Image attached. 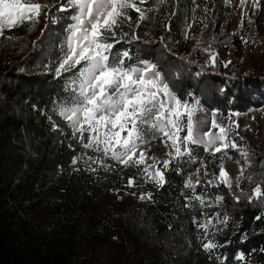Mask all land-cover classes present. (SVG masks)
Returning a JSON list of instances; mask_svg holds the SVG:
<instances>
[{"label": "trees", "instance_id": "1", "mask_svg": "<svg viewBox=\"0 0 264 264\" xmlns=\"http://www.w3.org/2000/svg\"><path fill=\"white\" fill-rule=\"evenodd\" d=\"M143 7L148 18L138 21L133 11L132 27L123 29L139 39L117 45L130 49V63L158 65L178 97L219 109L225 125L230 112L264 105V28L258 13L233 28L223 0H149ZM68 15L46 29L41 17L31 31L26 25L0 37V264H220L217 257L226 258L224 264H264V200L248 199L258 184L264 186V152H247L246 163L234 151L245 171L232 187L214 179L220 154L200 146H192L194 161L185 156L172 162L163 187L111 159L104 161L108 170L89 171L82 161L74 170L72 158L83 150L65 123L49 117L57 115L56 102L66 96L71 77L55 72ZM189 23L193 31L185 39ZM258 41L259 56L246 59L244 44ZM209 44L218 53L214 67L202 51ZM223 50L235 58L222 59ZM147 139L153 140L150 132ZM166 153L155 157L166 159ZM129 177L136 180L132 187ZM189 180L194 189L185 187ZM149 193L151 199H139ZM193 194L202 195L205 205L192 201L185 207L186 196ZM216 197L222 198L219 203ZM227 214L230 219L218 226ZM193 217L200 223L212 219L203 242L219 247L204 250L203 230ZM241 253L244 259H236Z\"/></svg>", "mask_w": 264, "mask_h": 264}, {"label": "snow or ice", "instance_id": "2", "mask_svg": "<svg viewBox=\"0 0 264 264\" xmlns=\"http://www.w3.org/2000/svg\"><path fill=\"white\" fill-rule=\"evenodd\" d=\"M148 2L149 0H55L54 4L45 5L39 0H0V37H4L6 30L26 25L31 31L40 23L41 17L44 18L46 29L50 24L60 23L65 14L70 13L67 19L71 23L63 30L55 72L58 77L65 73H71V77L65 84L66 96L58 99L54 111L71 129L73 139L83 150L80 155L72 158L74 170H79L75 166L81 161L89 171L95 172L98 167L108 170L104 161L111 159L124 167L137 168L148 181L163 187L166 183L165 172L172 162L185 156L194 161L192 146H200L213 156L220 154L219 173L214 179L231 187L232 180L224 168L223 159L228 156V150L232 149L238 151L248 163V153L230 138L233 127L218 119L219 109L211 110L209 117L198 100L189 103L174 93L158 65L148 60L130 63L133 59L130 49L117 48V45L139 39L135 32H125L123 29L125 24L132 27L133 11L137 14L138 21L148 18L143 7ZM157 2L161 3L163 0ZM228 2L229 0H225V3ZM245 3L246 0H241V6ZM136 26L139 27V24ZM192 26L191 23L186 25L185 39L189 38L188 32ZM7 39L15 38L10 36ZM200 43L201 41H197L198 45ZM210 49L211 44L202 51L208 57L206 64L214 67L218 53ZM230 63L224 62V66L227 67ZM199 113L205 115L200 117ZM233 114L238 115L230 112V115ZM205 126H208V130L202 131ZM235 127L238 128L239 125L236 124ZM58 128L59 125L53 124L54 130ZM149 132L153 139L159 135L166 147L170 142L172 150L165 154L166 159L152 157L142 147L148 142ZM90 152L93 154L90 155ZM244 171L241 167L236 177L237 185L243 178ZM199 172L200 169H197V174ZM204 175H208L207 171ZM213 183L214 180L208 181L209 185ZM135 184V178L129 177L127 186ZM196 184H199L198 176ZM185 187L194 189L190 180ZM262 188V185L256 186L248 197L249 202L264 200ZM151 198L150 193L139 196L140 200ZM221 199L216 197V202L219 203ZM186 200L188 203L185 207L193 206L192 201L205 205L203 196L199 194L186 196ZM261 218L256 217L257 220ZM193 223L203 230V242L212 219L200 223L193 217ZM224 223H227V218ZM219 246L212 240L203 242L205 251ZM217 259L220 264H224L226 258ZM236 259L243 260V254H238Z\"/></svg>", "mask_w": 264, "mask_h": 264}, {"label": "rangeland", "instance_id": "3", "mask_svg": "<svg viewBox=\"0 0 264 264\" xmlns=\"http://www.w3.org/2000/svg\"><path fill=\"white\" fill-rule=\"evenodd\" d=\"M225 3V0H223ZM41 4L50 5L53 0H39ZM258 5V6H254ZM226 9L228 12L231 11L232 14V27H241L247 25L248 21L246 20L247 16L255 15V13L259 14V26L260 28H264V0H246L244 6H241V0H229L228 3H225ZM7 31V30H6ZM5 31V32H6ZM193 28L190 29L188 36L191 35ZM258 41L256 44L245 43L243 47V56L246 59L256 58L259 56L260 51L262 50V46ZM220 57L225 60L234 59L235 57L227 51H221L219 53ZM240 60V58H238ZM261 91V89H260ZM263 91V89H262ZM264 102V96L261 98ZM197 101V100H196ZM195 101V102H196ZM199 101V100H198ZM194 102V103H195ZM199 105L206 110V114L210 117L212 108H208L204 106L200 101ZM238 113V115H230L228 124H231L233 127V131L231 133L230 138L235 140L237 145H239L243 151L250 152L253 154H259L264 152V105L262 107H258L255 104H252L248 111H240V112H232ZM200 117H203L205 113H199ZM50 119L54 122H63L65 121L59 115H53L49 113ZM66 124V123H65ZM238 124L239 127L236 128L235 125ZM71 130V129H70ZM208 126H205L202 131H207ZM156 146L154 149V153L150 154V156L155 157V155L159 152L171 151V144L169 142L168 147L165 146V143L161 139L159 135L156 136L153 140H148V142L142 147L148 152L153 146ZM235 150L229 149L228 156L225 157L224 168L229 174L232 185L235 184V178L239 173L240 164L239 158L234 154ZM240 155V153H239ZM228 186V185H227ZM229 187V186H228ZM120 197L123 196L121 193ZM228 211L230 212L232 206L230 204H226ZM227 219H230V215H226ZM224 220H220L217 222L218 226L223 224Z\"/></svg>", "mask_w": 264, "mask_h": 264}]
</instances>
